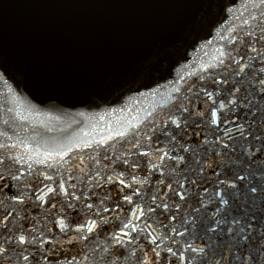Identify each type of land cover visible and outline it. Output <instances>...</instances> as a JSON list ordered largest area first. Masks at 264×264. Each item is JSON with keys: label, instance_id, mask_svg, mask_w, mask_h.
<instances>
[{"label": "snow or ice", "instance_id": "obj_1", "mask_svg": "<svg viewBox=\"0 0 264 264\" xmlns=\"http://www.w3.org/2000/svg\"><path fill=\"white\" fill-rule=\"evenodd\" d=\"M251 7L255 14L243 20L249 30L241 46L217 49L216 63L201 69H207L209 75L199 77L203 83L197 90L189 88L187 103L173 104L162 119H146L143 135L134 132L148 141L150 149L139 155L154 156L157 162L148 160V175L143 179L137 181L133 175V183L140 185L135 189L123 178V171L113 168L107 183L121 187L119 199L111 207L106 206L110 196L95 191L89 194L74 183L68 185L74 190L69 192L63 178L58 191L43 182L53 181V175L35 166L44 165L46 170L62 166L66 145L41 153L40 148L29 149L25 140L13 136H7L11 144L0 143V264H76L75 255L61 259L64 245L101 233H105L103 245L97 242V247L106 264H121L120 258H127L129 252L137 264H264V0H251ZM8 71L0 52V80L5 83ZM193 100H202L203 108L196 107ZM50 106L56 107L55 102ZM5 135L0 132V137ZM125 135L115 131L116 137ZM112 139L110 131L96 142L97 147L103 148ZM21 147L29 150L15 151ZM53 156L61 159L45 164ZM117 162L133 171L141 167L139 161L127 158L112 159V164ZM155 172L161 178L152 185V194L142 195L141 188L149 185ZM85 176L88 189L101 188L103 181L94 180L92 173ZM76 178L69 175L67 180ZM161 185L166 191H161ZM57 196L68 197L61 207L64 217H57L54 225L65 237L63 241L45 235L33 223L32 209L43 208L46 198L55 200ZM92 196L97 197L96 202H90ZM125 204L132 205L131 209L126 210ZM74 213L84 219L72 227L66 220ZM91 251L95 258V249Z\"/></svg>", "mask_w": 264, "mask_h": 264}, {"label": "water", "instance_id": "obj_2", "mask_svg": "<svg viewBox=\"0 0 264 264\" xmlns=\"http://www.w3.org/2000/svg\"><path fill=\"white\" fill-rule=\"evenodd\" d=\"M250 13L255 14L251 0H0V52L9 68L7 83L0 80V132L6 134L0 143L11 144L7 136H13L25 140L29 149L40 148L41 153L66 145L62 166L47 170L44 165L35 166L53 175V181L43 182L58 191L63 178L69 192L74 190L68 185L74 183L89 194L110 196L106 206L111 207L121 187L107 183L113 168L123 171V178L135 189L140 185L133 183V175L137 181L143 179L148 175V160L157 162L154 156L139 155L150 149L148 141L134 132L143 135L146 119H162L173 104L187 103L189 88L197 90L203 83L199 77L209 75L201 69L216 63L217 49L241 46L249 30L243 20ZM53 101L56 107L50 106ZM193 103L204 106L202 100ZM117 130L124 131L125 137H116ZM110 131L113 139L97 147L96 142ZM86 143L92 147H85ZM116 157L139 161L141 167L133 171L120 162L112 164ZM60 159L53 156L45 164ZM77 165L84 168L83 173ZM94 170L101 175L96 176ZM85 173L103 181L101 188L88 189ZM69 175L78 178L69 181ZM151 175L149 185L141 188L142 195H151L152 185L161 178L159 172ZM159 187L166 191L165 185ZM124 192L131 194V189ZM66 199L46 198L43 208L32 209L33 223L57 241L65 239L54 225L57 217H64L61 207ZM96 201L92 196L90 202ZM131 207L124 205L126 210ZM83 219L74 213L66 223L75 227ZM104 236L64 245L61 259L75 255L76 264H106L97 247V242L103 245ZM120 260L121 264H137L130 252Z\"/></svg>", "mask_w": 264, "mask_h": 264}]
</instances>
